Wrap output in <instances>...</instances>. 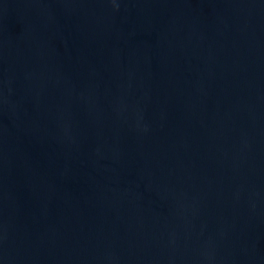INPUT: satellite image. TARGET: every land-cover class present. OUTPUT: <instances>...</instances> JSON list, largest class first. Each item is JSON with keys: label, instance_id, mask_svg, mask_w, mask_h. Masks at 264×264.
I'll return each mask as SVG.
<instances>
[{"label": "water", "instance_id": "1", "mask_svg": "<svg viewBox=\"0 0 264 264\" xmlns=\"http://www.w3.org/2000/svg\"><path fill=\"white\" fill-rule=\"evenodd\" d=\"M0 264H264V0H0Z\"/></svg>", "mask_w": 264, "mask_h": 264}]
</instances>
